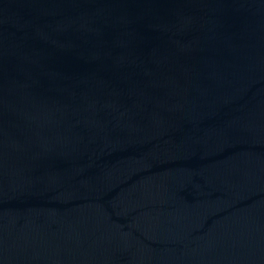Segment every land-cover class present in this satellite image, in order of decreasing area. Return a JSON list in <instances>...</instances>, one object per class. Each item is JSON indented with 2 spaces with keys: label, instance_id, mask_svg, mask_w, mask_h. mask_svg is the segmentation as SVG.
<instances>
[{
  "label": "water",
  "instance_id": "obj_1",
  "mask_svg": "<svg viewBox=\"0 0 264 264\" xmlns=\"http://www.w3.org/2000/svg\"><path fill=\"white\" fill-rule=\"evenodd\" d=\"M0 264H264V0H0Z\"/></svg>",
  "mask_w": 264,
  "mask_h": 264
}]
</instances>
